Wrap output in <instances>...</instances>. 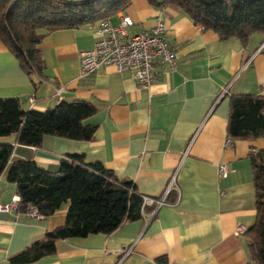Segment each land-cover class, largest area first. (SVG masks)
Masks as SVG:
<instances>
[{
  "label": "crops",
  "instance_id": "0c3cea01",
  "mask_svg": "<svg viewBox=\"0 0 264 264\" xmlns=\"http://www.w3.org/2000/svg\"><path fill=\"white\" fill-rule=\"evenodd\" d=\"M162 1L131 0L108 17L117 25L121 15H128V35L163 20L174 65H157L158 77L147 88L138 87L129 71L111 65L81 72L79 53L100 37L95 25L50 32L38 45L42 75L28 74L0 40V98H17L24 110L75 100L96 107L84 120L94 126L90 140L44 135L40 146H29L17 143L14 135L0 138L13 144L9 163L29 157L54 172L64 155L80 153L86 162H101L116 178L132 181L139 194L158 197L174 171L179 190L168 194L169 204L161 205L154 217L148 211L109 234L59 239L54 253L19 264H159L160 256L168 264L249 260L245 234L233 231L236 224L249 227L255 219L250 153L264 148V137L224 141L229 97L264 94V33H253L245 42L220 39L179 6ZM218 164L228 169L225 177L218 176ZM13 197L18 196L6 168L0 174V204ZM67 207L63 202L37 219L0 211V264H15L12 256L63 224Z\"/></svg>",
  "mask_w": 264,
  "mask_h": 264
},
{
  "label": "trees",
  "instance_id": "16d2710c",
  "mask_svg": "<svg viewBox=\"0 0 264 264\" xmlns=\"http://www.w3.org/2000/svg\"><path fill=\"white\" fill-rule=\"evenodd\" d=\"M130 1L0 0V40L28 74L42 75L43 59L38 45L50 32L87 24L98 26ZM161 3L179 6L192 22L214 31L220 39L236 37L245 42L253 33H264V0ZM95 111L93 104L80 100L59 101L45 110H24L17 98H0V138L14 135L17 143L29 146H40L44 135L90 140L94 126L84 120ZM227 137H264V94L229 97ZM12 152L13 144L0 142V174L7 168V178L15 184L18 212L35 206L42 216H48L68 202L65 222L12 256V263L31 262L54 253L59 239L109 234L125 221L139 219L153 209L152 205L142 207V194L132 181L116 178L101 162H86L83 154L64 155L58 170L52 172L29 157L9 163ZM250 161L256 214L245 236L249 262L264 264V148L250 153ZM156 262L168 264L165 256L157 257Z\"/></svg>",
  "mask_w": 264,
  "mask_h": 264
},
{
  "label": "built area",
  "instance_id": "2783aa9c",
  "mask_svg": "<svg viewBox=\"0 0 264 264\" xmlns=\"http://www.w3.org/2000/svg\"><path fill=\"white\" fill-rule=\"evenodd\" d=\"M14 2L16 0H9ZM132 23L128 15H121L117 25L111 24L108 18L104 19L96 28L100 37L95 40L92 47L82 50L79 53V64L82 73H92L104 66H114L118 72L129 71L132 78L140 88H147L157 77L156 66L173 67L175 52L171 50L168 42L163 38L165 29L164 22L158 18L153 26L132 35L126 32V26ZM264 89V83L261 84ZM226 90H224L225 92ZM58 93V90L56 91ZM28 102L33 106V96H29ZM225 144H230L231 139L226 138ZM217 174L225 177L228 169L224 164H218ZM176 171L168 179V182L158 197L142 195L144 205H152L151 216L157 209L167 202V196L172 190H179L175 184ZM18 197H13L9 203L0 204V211H17ZM27 217L41 218L37 207L30 206L25 212ZM248 226L242 223L236 224L233 233L243 235ZM245 264H256L249 262Z\"/></svg>",
  "mask_w": 264,
  "mask_h": 264
},
{
  "label": "rangeland",
  "instance_id": "374dc122",
  "mask_svg": "<svg viewBox=\"0 0 264 264\" xmlns=\"http://www.w3.org/2000/svg\"><path fill=\"white\" fill-rule=\"evenodd\" d=\"M68 203V202H67Z\"/></svg>",
  "mask_w": 264,
  "mask_h": 264
}]
</instances>
